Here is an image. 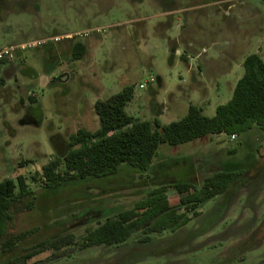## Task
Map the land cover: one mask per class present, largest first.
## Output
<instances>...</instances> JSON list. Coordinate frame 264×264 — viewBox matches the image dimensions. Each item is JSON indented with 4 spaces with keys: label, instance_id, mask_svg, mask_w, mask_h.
Returning a JSON list of instances; mask_svg holds the SVG:
<instances>
[{
    "label": "rangeland",
    "instance_id": "obj_1",
    "mask_svg": "<svg viewBox=\"0 0 264 264\" xmlns=\"http://www.w3.org/2000/svg\"><path fill=\"white\" fill-rule=\"evenodd\" d=\"M6 11L0 22L4 46L62 38L16 54L11 64H0L1 69L12 66L8 73L0 72V182L21 175L36 197L34 208L22 210L12 228L33 231L25 247L58 235L78 236L85 227L133 207L160 184L167 186V202L175 206L174 183L199 186L204 176L219 169L220 161L243 174L251 194L257 190L255 197L246 201L248 189L239 188L231 192L229 205L219 197L208 200L178 238L197 228L204 217L206 228L209 221L220 219L185 247L201 249L171 260L264 264V232L254 234L264 219L260 130L241 133L235 141L221 134L177 146L163 144L145 172L123 166L113 176L55 193L29 179L50 160L65 155L68 137L78 129L96 131L93 104L124 87L133 88L125 111L137 122L156 118L168 125L183 118L189 105L213 117L231 98L245 57L257 54L264 62V0H13ZM77 41L85 45L86 54L71 61L70 51L61 48ZM150 78L153 82L140 90ZM225 149L232 152L226 154ZM251 234L255 237L249 244H258L240 252ZM116 254L74 247L66 259L47 262L49 253H42L27 264H108ZM162 262L149 259L140 264Z\"/></svg>",
    "mask_w": 264,
    "mask_h": 264
},
{
    "label": "trees",
    "instance_id": "obj_2",
    "mask_svg": "<svg viewBox=\"0 0 264 264\" xmlns=\"http://www.w3.org/2000/svg\"><path fill=\"white\" fill-rule=\"evenodd\" d=\"M85 54L86 47L81 42L70 45L71 61L81 60ZM242 67L243 74L235 83L231 98L218 106L211 118L203 116L200 108L189 105L183 118L168 125H161L156 118L137 122L125 111L134 97L133 88L129 86L110 99L96 101L93 110L98 129L93 132L78 129L70 135L66 155L42 166L39 173L29 178L30 183L55 193L74 184L113 176L123 166L145 172L163 144L177 146L221 134L235 138L252 129L264 132V62L257 54H251L245 57ZM233 167L221 165L219 170L204 176L199 186L190 181L174 183L172 187L178 195L175 206L168 204L167 186L160 184L133 207L85 227L78 236L58 235L26 247L24 242L33 231L17 232L12 228L22 210L34 208L36 197L27 178L17 175L14 179H4L0 182V264H27L42 253H49L47 262L66 259L74 247L99 248L113 255L120 254L108 264H140L149 259H162L161 264H179L171 258L201 249V245H197L185 251V247L205 235L220 219L209 221L206 228L203 227L207 221L204 217L198 229L192 227L178 238L180 230L202 214L201 209L208 200L219 197L224 200L223 204L229 205L231 192L239 188L248 189L246 201L252 195L255 197L257 190L251 194V185L243 183V174L234 172ZM247 178L252 179L249 175ZM263 226L264 219L254 234L264 232ZM254 234L240 245V252L258 244L259 241L249 244Z\"/></svg>",
    "mask_w": 264,
    "mask_h": 264
},
{
    "label": "built area",
    "instance_id": "obj_3",
    "mask_svg": "<svg viewBox=\"0 0 264 264\" xmlns=\"http://www.w3.org/2000/svg\"><path fill=\"white\" fill-rule=\"evenodd\" d=\"M86 34H83L85 36ZM77 36H80V34H77ZM68 38H72L73 36H67ZM62 38L61 37H54V38H49L45 40H35V41H30L26 43H21L18 45H8V46H3L0 48V63L2 62H7V61H12L16 54L25 52L29 49H36L40 46H43L47 42H58ZM153 79L150 78L147 82L144 84H140L138 88L144 89L147 83H152ZM231 139H234V137H231Z\"/></svg>",
    "mask_w": 264,
    "mask_h": 264
},
{
    "label": "crops",
    "instance_id": "obj_4",
    "mask_svg": "<svg viewBox=\"0 0 264 264\" xmlns=\"http://www.w3.org/2000/svg\"><path fill=\"white\" fill-rule=\"evenodd\" d=\"M11 4H13V0H0V22L3 20L2 18V13L5 12V10H8L6 12H9V7L11 6ZM3 39H4V36L3 35H0V48L3 47L5 44L3 43ZM22 42H19V43H13L12 45H18V44H21ZM24 43V42H23ZM61 50H69L70 51V45H66L64 46L63 48H61ZM20 54V53H18ZM13 61V60H12ZM12 61H7V64H11ZM6 64V63H5ZM10 69H12V66L10 68H7V69H1L0 67V72L2 71L3 73H8L10 71ZM236 138L234 139H231L230 137V141H235ZM230 152H232V149H225V153L226 154H229ZM217 164H219V169H220V166L222 165V163L219 161ZM218 169V170H219ZM217 171V170H216Z\"/></svg>",
    "mask_w": 264,
    "mask_h": 264
},
{
    "label": "flooded vegetation",
    "instance_id": "obj_5",
    "mask_svg": "<svg viewBox=\"0 0 264 264\" xmlns=\"http://www.w3.org/2000/svg\"><path fill=\"white\" fill-rule=\"evenodd\" d=\"M68 152V146H67V151H66V153ZM66 153H65V155H66Z\"/></svg>",
    "mask_w": 264,
    "mask_h": 264
}]
</instances>
